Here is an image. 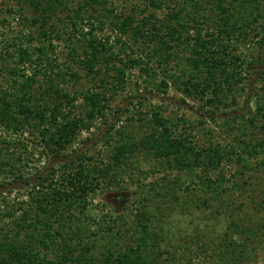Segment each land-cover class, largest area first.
<instances>
[{
  "label": "trees",
  "instance_id": "obj_1",
  "mask_svg": "<svg viewBox=\"0 0 264 264\" xmlns=\"http://www.w3.org/2000/svg\"><path fill=\"white\" fill-rule=\"evenodd\" d=\"M114 1L20 4L21 9L33 10L26 19L41 28L40 36L48 45H16L11 56L16 66L7 69L13 87L0 89V129L8 133H0V158L7 157L0 161V175L11 173L15 180L33 184L26 201L0 210V264H161L162 257L170 261L163 256L166 253L173 264H256L258 248L264 247V218L256 223L232 218L222 236L205 234L202 240L197 233L177 246L166 230L156 227L164 210L168 213L177 206L221 214L232 204L227 194L247 184L246 179L235 180L244 177L243 171L233 179L221 171L225 161L235 160L250 170L251 158L264 152L263 71H257L258 83L252 93L247 92L253 74L249 71L264 64V0H169L174 5L168 0H143L144 9L133 5L128 14H118ZM165 8L169 11L160 17L157 11ZM81 24L90 25L89 30H82ZM107 24L117 31L115 42L95 33ZM67 30V56L79 70L68 62L61 67L49 52L56 47L53 35L62 38ZM28 38L34 40L31 34ZM251 45L257 55L246 52ZM81 68L100 81H105V74L112 77L116 90L123 88L133 68L153 78L159 70L164 74L161 85L168 87L172 81L185 98L204 101L214 109L235 104L236 115L226 122L234 131L240 118L239 133L227 145L219 141L200 145L192 131H180L185 118L174 121L157 109L147 118L151 131L145 136L116 129L121 142L108 159L88 152L78 155L73 146L80 135L90 132L111 110L108 88H76ZM245 95L249 98L241 104ZM25 134L33 136L41 155L61 163L49 174L38 175L35 183L21 174L34 154L21 139ZM70 148L75 156L67 154ZM140 154L155 161L145 178L163 175L147 184L140 182L141 190L129 197L128 203H139L130 210L131 220L123 214H106L105 224L98 221V230L93 231L89 222L94 196L106 188H127L129 179L138 182L136 170L144 174ZM174 171L179 175L172 178ZM181 173L191 178V184L198 178L199 187L181 182ZM262 194L259 209L264 211V190Z\"/></svg>",
  "mask_w": 264,
  "mask_h": 264
},
{
  "label": "rangeland",
  "instance_id": "obj_2",
  "mask_svg": "<svg viewBox=\"0 0 264 264\" xmlns=\"http://www.w3.org/2000/svg\"><path fill=\"white\" fill-rule=\"evenodd\" d=\"M22 2L23 0H21V3ZM21 3L17 0H0V89H11L13 87L12 75L7 72V69L16 66L11 57L15 53L16 45H48V41L40 36L39 32L41 28L37 24L32 26L26 19V17H31L30 14H33V10L28 8V6H25V9H21ZM168 3H170V5L175 4L169 0ZM113 4L118 14L130 13L133 5H136L135 7L140 9L146 7V2L143 0H118L117 2L115 0ZM110 7H112L111 4ZM139 11L141 10H138L141 17L142 13ZM168 11L169 9L165 8L157 12L160 17H165ZM89 26L90 25L87 24L80 25L81 29L85 31L89 30ZM81 29L80 31H82ZM68 32H70V30H67L66 34H62V38H57L53 35V42L56 47L53 51L49 49V52L51 57L59 59L61 67L65 62H68L73 69H78V65L71 62L67 56L69 43ZM95 33L99 34L101 37H110L111 42H115L117 37V31L109 24H107L104 29L96 30ZM30 34L34 36L32 42L28 41ZM248 50H246L247 53L257 55V51L253 49L252 45ZM175 64L176 63L173 62L172 65ZM258 70L264 72V64L260 65L257 70L252 67L249 71L253 74L248 80L247 92L249 91L252 93V89L257 85ZM80 71L82 78L78 85L75 84L77 85L76 88H108V94L111 97V110L106 119L97 120L96 125L90 132H83L80 135L73 146L75 150H78V155H81L82 152H88L87 154L90 156L108 159L113 148L121 142L119 135L116 134V129L138 133L139 136H145V134L151 131L150 128L146 126L147 118L150 117L152 110L157 109H162L164 114L174 121L177 120V118H185V124L180 122V131H192L199 144L205 146L216 141L227 145L232 141L234 135L239 133L238 128L242 125V120L237 118V126L234 131H232L226 122V120H231L232 117H235V104H231L229 107L220 106L219 109H214L212 106L205 104L204 101L185 98L184 94L172 81L169 82L168 87H163L161 85L164 74L159 70H156L157 75L153 78L147 76V74L142 72L139 68H133L128 72L129 75L127 76L126 84L123 88L119 87L117 90L113 86V83L115 84L117 81L112 77L105 74L103 79L108 82L105 84V81H100L99 78L94 79L86 75L82 68ZM176 72L179 73L180 71L176 69ZM113 74L114 71L111 72V75ZM39 78L42 79L43 77L39 76ZM72 83L73 81H71L68 86H72ZM165 89L166 93L163 91ZM248 96L249 95H245L241 97L240 103L242 104L243 100L248 99ZM0 133L4 136L8 135V133L2 129H0ZM248 135L249 137H253L252 130L249 129ZM260 136H262V134H260ZM21 139L28 144L29 149L34 152L27 162L29 165L24 167L25 165L23 166L22 164L21 174L28 181L30 180L31 183H35V181H38V175L49 174L52 167L57 168L60 166L61 163L55 162L56 160L58 161L57 158L55 159L53 156L47 154L41 155V148L32 142L33 136L25 134ZM15 144H19L18 141H15ZM67 154L75 156V154L72 153V148L67 150ZM6 159L7 157L0 158V161ZM138 161L140 167L144 170V174H139L136 170V175L140 178L138 182L129 179V184L126 186L127 188H125V186L124 188H106L105 191H98L94 196V200L92 204H90V214L93 218L89 222L91 223L89 227H92L93 231L98 230V221L105 224L104 221L106 220H104L102 216L106 214H113L114 216L123 214L126 215L127 219L131 220L134 215L132 214L133 211L130 210H135V206L139 205V203L137 201L133 204L128 203L127 200L129 197L135 196L136 192L141 190L139 186L140 182L147 184L150 181L158 180V178L163 175V172H159L145 178L146 174L153 171L151 168L154 166L155 161L142 154L138 156ZM261 162H264V152L251 158L250 170H243L235 160L225 161L221 171L226 173L227 177L231 179L234 178L235 174L237 175L243 171L244 177L238 175L235 180L240 179L237 181L243 182L242 179H246L247 184L235 191L231 190L227 194L229 197L227 196L226 200L229 199L232 204H230L228 209L223 207V212L221 214H217V212L214 211H212V213L209 211L210 209L202 213L199 210H194L192 207L187 208L185 205L177 206L173 210L168 211V213L164 210L161 216L162 221L157 225L156 229L166 230L172 242L177 246L180 244L179 241L181 239L189 238L197 233L202 235V240L205 239V234L213 238L220 235L222 236L223 231L227 230V226L232 218L235 221L244 220L246 222H260L262 218H264V211L259 209V204L263 203L262 193L264 190V163L259 164ZM256 163L258 164L256 165ZM8 168L9 166H5V169ZM178 175L179 172L174 171L171 177L174 178ZM190 181L191 178H189L186 173H181V182H184L185 185H191V188L199 187L198 178L193 180L195 181L193 184H191ZM32 186L33 184L26 183L25 180H15L14 175L11 173H2L0 175V210L5 211L11 207V205L18 206L22 201H26L29 198V191L32 189ZM136 197L139 199L141 196L138 195ZM215 215L216 217H213ZM263 248V246H259L258 248L259 256L255 259L256 264H264ZM95 251H98V249ZM163 256H167L170 261L166 262L162 257L160 258L161 264H173L174 261L171 260V256H168L167 253ZM177 256L181 261H186L185 257L180 253H178Z\"/></svg>",
  "mask_w": 264,
  "mask_h": 264
}]
</instances>
